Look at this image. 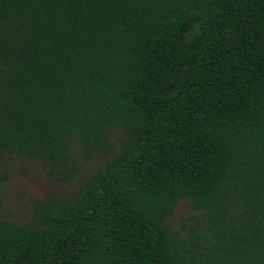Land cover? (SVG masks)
<instances>
[{
    "label": "trees",
    "instance_id": "1",
    "mask_svg": "<svg viewBox=\"0 0 264 264\" xmlns=\"http://www.w3.org/2000/svg\"><path fill=\"white\" fill-rule=\"evenodd\" d=\"M0 264H264V0H0Z\"/></svg>",
    "mask_w": 264,
    "mask_h": 264
},
{
    "label": "rangeland",
    "instance_id": "2",
    "mask_svg": "<svg viewBox=\"0 0 264 264\" xmlns=\"http://www.w3.org/2000/svg\"><path fill=\"white\" fill-rule=\"evenodd\" d=\"M57 189V183L47 179L45 173L33 163L20 164L12 171V179L7 187L6 205L13 212H22L38 196L47 195ZM183 209L182 207L180 212Z\"/></svg>",
    "mask_w": 264,
    "mask_h": 264
}]
</instances>
